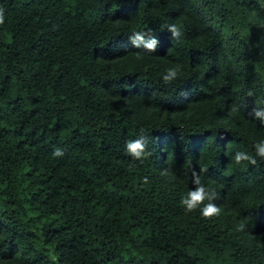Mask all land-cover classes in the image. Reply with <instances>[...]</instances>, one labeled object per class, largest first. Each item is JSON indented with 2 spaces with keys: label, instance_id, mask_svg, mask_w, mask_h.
I'll list each match as a JSON object with an SVG mask.
<instances>
[{
  "label": "trees",
  "instance_id": "1",
  "mask_svg": "<svg viewBox=\"0 0 264 264\" xmlns=\"http://www.w3.org/2000/svg\"><path fill=\"white\" fill-rule=\"evenodd\" d=\"M0 14V264H264V0Z\"/></svg>",
  "mask_w": 264,
  "mask_h": 264
},
{
  "label": "clouds",
  "instance_id": "2",
  "mask_svg": "<svg viewBox=\"0 0 264 264\" xmlns=\"http://www.w3.org/2000/svg\"><path fill=\"white\" fill-rule=\"evenodd\" d=\"M0 23H3V16L0 14ZM169 30L173 32L174 36L180 35V29L176 25H170ZM143 37L139 33H135V40H142ZM135 42V41H134ZM156 41L151 40L149 41L145 47L148 49H153ZM177 76V72L175 69L168 70L167 74L163 77V80L167 83L172 81ZM128 149L137 157H140V155L144 151V144L140 141H136L134 143L130 142L127 145ZM60 153L57 151L55 155H59ZM258 154L261 156H264V147L258 146ZM241 159H248L251 160L252 163H255V160L252 159L250 156H246L244 153H238L235 157V160L237 163L240 162ZM199 183V181H197ZM190 200H183L182 203L187 206L188 211H192L195 207H197L199 204H202L206 198V194L204 189L201 187L197 189V191L190 193ZM219 213V209L214 207L211 204L206 205L202 210V215L205 218H208L210 216L216 215Z\"/></svg>",
  "mask_w": 264,
  "mask_h": 264
}]
</instances>
